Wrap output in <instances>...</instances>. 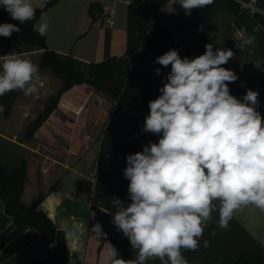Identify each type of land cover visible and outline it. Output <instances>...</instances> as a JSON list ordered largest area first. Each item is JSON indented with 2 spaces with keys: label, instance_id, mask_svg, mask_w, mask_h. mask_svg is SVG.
<instances>
[{
  "label": "trees",
  "instance_id": "obj_1",
  "mask_svg": "<svg viewBox=\"0 0 264 264\" xmlns=\"http://www.w3.org/2000/svg\"><path fill=\"white\" fill-rule=\"evenodd\" d=\"M44 1V6L35 7L36 19L22 25L0 7V23L17 24L21 29L10 38L0 37V65L5 54L17 52L38 64L40 75L36 82L40 89L38 99L25 96L21 91L0 97V104L4 105V111L0 113L3 119L0 135L26 147L15 169L9 170L0 160V199L4 202L6 214L13 219V224L0 232V251L9 240L32 228L39 232L51 251L49 257L35 259L32 264H69L71 255L66 233L55 225L41 205L59 186L64 175L100 142L92 192L93 202L98 206L94 209L111 245L117 249V259H135L137 253L128 238L111 222L116 210L112 200L118 198L125 207L130 203L129 181L123 175L126 156L142 151L149 141L155 143L159 140L157 135L150 134L138 146L149 113L148 102L160 95L163 77L171 70L170 66L163 68L155 64V58L170 49H178L181 58H195L205 52L207 43L213 44L215 50L216 38L211 29L217 9H226L236 19L235 28L242 29L244 37L255 35V43L264 48V12L252 15L231 0H215L212 6L194 9L186 15L179 4H174L175 0L171 6L175 11L165 9L171 0H131L127 8L125 54L120 57L110 54L111 34L107 27L104 59L86 63L50 49L47 37L40 36L35 30L41 15L59 0ZM103 5L98 2L90 4L92 23L103 20ZM259 7L264 10V0L259 1ZM257 24L261 30L253 33ZM160 40L164 45L148 57L149 51ZM157 68L161 69V75L156 74ZM83 84L91 87L92 96L80 149L76 154H70L39 139L36 133L58 109L62 96ZM229 87L231 94L238 99H242L248 89L258 91L257 111L264 116V74L237 79ZM214 219L219 220V212L212 214V221ZM238 230L245 235H240ZM225 231L224 242L232 252L237 248L238 253L232 257L214 256L212 264H264V248L234 217ZM206 250L211 252L209 247ZM194 253L183 251L188 264ZM147 264H162V261L157 258Z\"/></svg>",
  "mask_w": 264,
  "mask_h": 264
},
{
  "label": "clouds",
  "instance_id": "obj_2",
  "mask_svg": "<svg viewBox=\"0 0 264 264\" xmlns=\"http://www.w3.org/2000/svg\"><path fill=\"white\" fill-rule=\"evenodd\" d=\"M214 3L175 0L174 4L190 15ZM0 7L21 25L36 19L30 0H0ZM38 25L35 30L46 36L50 21L44 14ZM260 30L257 24L253 33ZM20 31L17 24L0 23V37L10 38ZM255 42L256 36L248 35L236 47ZM235 55L231 49L214 50L207 43L205 52L195 58H181L178 49L155 58V64L171 70L163 77L160 95L148 102L143 131L159 140L126 156L123 175L129 181L130 203L125 207L118 198L112 200L116 210L111 222L137 255L127 261L114 259L111 264H147L157 258L162 264H188L183 251L199 250L213 213L219 212L218 227L227 230L242 206L264 210V116L257 111L258 91L248 89L242 99L231 94L229 84L238 76L223 65ZM0 69V97L21 91L39 98L38 64L8 52ZM155 72L161 75L160 68ZM92 231L96 239L106 236L99 223ZM107 246L108 256L116 258L117 249ZM204 246L209 241L204 240ZM104 264H110L107 257Z\"/></svg>",
  "mask_w": 264,
  "mask_h": 264
},
{
  "label": "crops",
  "instance_id": "obj_3",
  "mask_svg": "<svg viewBox=\"0 0 264 264\" xmlns=\"http://www.w3.org/2000/svg\"><path fill=\"white\" fill-rule=\"evenodd\" d=\"M93 2L110 4L115 9V18L119 13L125 14L127 18L131 0H59L44 13L50 21L46 35L50 49L86 63L104 59V32L107 27H104L103 20L92 23L89 7ZM30 3L34 7H42L45 1L30 0ZM115 25L109 27L113 37L118 32ZM112 43L113 39L111 49ZM91 96L92 90L87 84L67 91L58 109L49 116L36 136L61 150L76 154L81 146ZM2 137L21 149L26 148L13 139ZM100 144L98 142L87 151L41 205L55 225L66 233L71 255L69 264H104L106 257L111 264L117 259L108 256L107 244L111 243L107 234L96 239L92 231L94 224H101L94 209L98 205L92 199ZM233 217L264 248V210L249 204L238 209ZM12 224L13 219L6 214L4 202L0 199V232ZM90 232L92 246L88 253L87 239ZM102 232L106 233L103 226ZM50 255L51 251L39 232L30 228L6 243L0 251V264H32L35 259L43 260Z\"/></svg>",
  "mask_w": 264,
  "mask_h": 264
},
{
  "label": "rangeland",
  "instance_id": "obj_4",
  "mask_svg": "<svg viewBox=\"0 0 264 264\" xmlns=\"http://www.w3.org/2000/svg\"><path fill=\"white\" fill-rule=\"evenodd\" d=\"M262 11L264 12L263 9ZM235 20V17L226 9H217L214 11L211 32L216 38L217 48L231 49L236 54L235 57L230 59V61L223 65V67L232 69L237 74L238 79H246L249 76L264 74V48L260 44L255 43L254 45H248L238 49L236 47V42L238 40H241L242 42L244 34L243 32H240L243 31L242 29L239 30L235 28L237 26ZM115 23V28L118 27V32L115 33L114 37L110 36V54L112 56H117L118 54L124 55L127 43V18L125 17V14L119 13L115 18ZM104 27H107L106 23L104 24ZM112 39L113 43L111 49ZM105 41L106 29L104 32V53ZM163 45L164 42L160 40L149 51L148 57H152L157 48L162 47ZM257 62L260 64L259 67L255 66V63ZM144 112L146 113V111ZM2 125L3 119L0 116V126ZM2 136L4 135L0 136V160L9 170H13L19 165L20 160L25 154V149H21L19 146L8 142ZM218 221V219H214L204 230L203 238L199 242V250L195 251L194 255L189 259L190 264H212L214 256L224 255V257H232L238 253L237 248H234L233 252H236L233 253L224 242L226 241L225 237H227L226 231L218 227ZM238 233L242 236L245 235L239 230ZM240 239L243 240L241 237ZM91 240L92 234L90 232L87 239L88 253L90 252L89 248L92 246ZM204 240L209 241L208 247L211 252L206 250Z\"/></svg>",
  "mask_w": 264,
  "mask_h": 264
},
{
  "label": "built area",
  "instance_id": "obj_5",
  "mask_svg": "<svg viewBox=\"0 0 264 264\" xmlns=\"http://www.w3.org/2000/svg\"><path fill=\"white\" fill-rule=\"evenodd\" d=\"M237 3L243 11H246L250 14H255L257 12H263L259 7L260 0H231ZM174 0H171L170 3L165 7L166 10L170 11L171 6ZM103 21L107 24V27H111L115 23V9L110 4L103 5ZM243 32V31H240ZM134 112V111H133Z\"/></svg>",
  "mask_w": 264,
  "mask_h": 264
},
{
  "label": "water",
  "instance_id": "obj_6",
  "mask_svg": "<svg viewBox=\"0 0 264 264\" xmlns=\"http://www.w3.org/2000/svg\"><path fill=\"white\" fill-rule=\"evenodd\" d=\"M150 134L151 133H146L143 131L141 136H140L138 146H141L145 142V140L150 136Z\"/></svg>",
  "mask_w": 264,
  "mask_h": 264
}]
</instances>
